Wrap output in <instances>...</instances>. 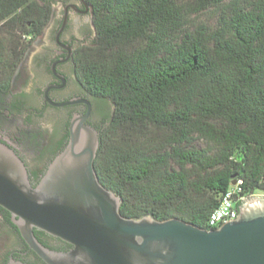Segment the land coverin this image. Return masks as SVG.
Listing matches in <instances>:
<instances>
[{"label": "trees", "instance_id": "obj_1", "mask_svg": "<svg viewBox=\"0 0 264 264\" xmlns=\"http://www.w3.org/2000/svg\"><path fill=\"white\" fill-rule=\"evenodd\" d=\"M86 1L96 36L75 63L114 106L94 166L121 213L212 230L232 187L264 193V0ZM53 2L0 0L1 112Z\"/></svg>", "mask_w": 264, "mask_h": 264}, {"label": "water", "instance_id": "obj_2", "mask_svg": "<svg viewBox=\"0 0 264 264\" xmlns=\"http://www.w3.org/2000/svg\"><path fill=\"white\" fill-rule=\"evenodd\" d=\"M49 90L55 107L79 102L53 103ZM90 114L73 117L67 145L36 188L25 163L0 142V207L46 264H264V198L245 200L236 220L212 230L177 218L125 217L121 197L95 171L101 131L86 123ZM34 229L73 248L50 250Z\"/></svg>", "mask_w": 264, "mask_h": 264}, {"label": "flooded vegetation", "instance_id": "obj_3", "mask_svg": "<svg viewBox=\"0 0 264 264\" xmlns=\"http://www.w3.org/2000/svg\"><path fill=\"white\" fill-rule=\"evenodd\" d=\"M54 2L56 5L52 6L51 16L56 23L51 35L53 46L48 48L45 45L42 51L33 55L30 64H27L30 50L27 51L14 76L7 109L0 111V142L14 150L25 163L33 188L38 187L53 159L67 145L74 116H83L91 108L86 123L98 130L107 124L105 100L80 83L75 63L77 49L86 46L96 36L95 28L93 32L88 30L81 39L69 33L72 20L84 21L91 17L93 23L92 8L86 0ZM57 6L61 8L59 15ZM38 73L48 79L45 85H36L35 75ZM23 85H31V90L24 89ZM48 88V98L53 103L79 102L55 107L47 100ZM51 112L56 117L50 128L36 126V119H47ZM27 158L33 161L32 164ZM15 221L10 212L0 207V240L11 242L9 247L0 251V264H10L12 260L24 264H46L26 243ZM34 234L41 244L55 252L65 253L73 248L41 230L34 229Z\"/></svg>", "mask_w": 264, "mask_h": 264}, {"label": "rangeland", "instance_id": "obj_4", "mask_svg": "<svg viewBox=\"0 0 264 264\" xmlns=\"http://www.w3.org/2000/svg\"><path fill=\"white\" fill-rule=\"evenodd\" d=\"M53 4L56 5L55 2H53ZM56 13L58 15L61 13V8H59L58 6L56 7ZM194 21L198 22V23H212L214 21V14L213 13H207V14L201 15V16L195 18ZM55 26H56V23H55V18H54V19H51L49 21L46 29L44 30V34H42L41 37H39L29 48L30 55H29V58L27 60L28 61L27 64L31 63L33 55H35L37 52L42 51V49L44 48L45 45L48 48L53 46V43L51 40V35L55 29ZM88 30H91L92 32L94 31L93 23L91 22V17H89L87 20H84V21L72 20L71 26L69 28V33H72L74 36L81 39L85 36V34L88 32ZM94 40H95V37L92 38V40H89V42H88V44H86V46L92 45ZM30 72L33 74L32 69H30ZM35 79H36V85H45L48 82V79L46 77L42 76L40 73L35 75ZM31 85H28V86L23 85V87H24V89L30 91ZM105 104H106V110H107L105 112L106 118H110V116L112 115V113L114 111V106L109 100H105ZM55 117H56V114L51 112V113H49V116L47 117V119L46 118L36 119L35 124H36V126L43 127L45 129L50 128L53 124L52 122H53ZM95 120H97V119H95ZM28 160L32 164L33 161L31 159H28ZM252 197L253 198H264V193H257L255 195L249 197L248 199H251ZM10 245H11L10 240L1 239L0 240V251H3L6 247H9Z\"/></svg>", "mask_w": 264, "mask_h": 264}, {"label": "built area", "instance_id": "obj_5", "mask_svg": "<svg viewBox=\"0 0 264 264\" xmlns=\"http://www.w3.org/2000/svg\"><path fill=\"white\" fill-rule=\"evenodd\" d=\"M241 193V188L236 185L223 195L219 206L211 213L209 217L208 226L211 229L219 228L222 225L232 222L239 217V205L249 198L242 196Z\"/></svg>", "mask_w": 264, "mask_h": 264}]
</instances>
